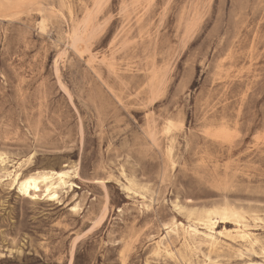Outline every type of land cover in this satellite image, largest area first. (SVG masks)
<instances>
[{"label":"rangeland","instance_id":"374dc122","mask_svg":"<svg viewBox=\"0 0 264 264\" xmlns=\"http://www.w3.org/2000/svg\"><path fill=\"white\" fill-rule=\"evenodd\" d=\"M0 264H264V0H0Z\"/></svg>","mask_w":264,"mask_h":264},{"label":"bare ground","instance_id":"6f19581e","mask_svg":"<svg viewBox=\"0 0 264 264\" xmlns=\"http://www.w3.org/2000/svg\"><path fill=\"white\" fill-rule=\"evenodd\" d=\"M1 162H4L3 158H1ZM78 170L79 169H77L76 166L67 168V165L64 164L58 169H43L23 172L22 167L19 164L17 168L15 167L14 169L6 171V177L9 180V184L11 186H16L18 192L22 195L31 199L42 196L43 198H46L47 201H56L59 203L60 193L62 190L66 187L73 186L71 179H81ZM94 182L103 184L102 180H95ZM125 188L127 190H131V187L126 186ZM104 208L106 207L104 206ZM73 209H76V205ZM226 219H230L236 224H241L243 215L235 208L223 205L219 208H209L204 211L200 220L204 231H199L197 224L194 222H191L186 228L181 225V228L183 229V232L190 236H196L201 233L205 237L209 238L213 243L217 240V235L214 230L216 222H223ZM218 234H221V232H218ZM73 247L74 246L71 248ZM161 250L160 243L155 242L154 251L159 252Z\"/></svg>","mask_w":264,"mask_h":264}]
</instances>
